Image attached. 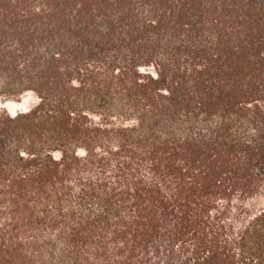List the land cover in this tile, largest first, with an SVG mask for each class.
<instances>
[{
  "label": "trees",
  "instance_id": "obj_1",
  "mask_svg": "<svg viewBox=\"0 0 264 264\" xmlns=\"http://www.w3.org/2000/svg\"><path fill=\"white\" fill-rule=\"evenodd\" d=\"M0 264H264V0H0Z\"/></svg>",
  "mask_w": 264,
  "mask_h": 264
},
{
  "label": "rangeland",
  "instance_id": "obj_2",
  "mask_svg": "<svg viewBox=\"0 0 264 264\" xmlns=\"http://www.w3.org/2000/svg\"><path fill=\"white\" fill-rule=\"evenodd\" d=\"M36 103V97L31 94L23 96L20 100H13L0 97V107H6L12 113L28 110L33 107Z\"/></svg>",
  "mask_w": 264,
  "mask_h": 264
}]
</instances>
